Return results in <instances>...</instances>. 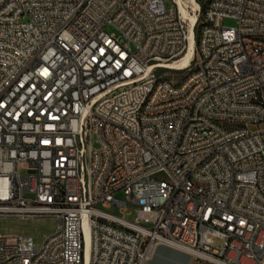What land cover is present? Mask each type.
Here are the masks:
<instances>
[{
	"label": "built area",
	"instance_id": "obj_1",
	"mask_svg": "<svg viewBox=\"0 0 264 264\" xmlns=\"http://www.w3.org/2000/svg\"><path fill=\"white\" fill-rule=\"evenodd\" d=\"M170 2L0 0V217L59 224L0 264L263 263L264 0Z\"/></svg>",
	"mask_w": 264,
	"mask_h": 264
},
{
	"label": "rangeland",
	"instance_id": "obj_2",
	"mask_svg": "<svg viewBox=\"0 0 264 264\" xmlns=\"http://www.w3.org/2000/svg\"><path fill=\"white\" fill-rule=\"evenodd\" d=\"M196 2V0H194ZM208 0H202V5H199L200 8V15H202V7L206 4ZM186 8V11L189 15L195 16L197 15V8H194L192 4L189 3L188 0H183ZM197 3V2H196ZM165 6L171 7L172 3L170 0H164ZM194 8V9H193ZM194 14V15H193ZM181 15V14H180ZM183 20L185 21L187 27H189V21H186L183 15H181ZM201 18H199L195 30H197V40H198V34H199V21ZM224 28H236L237 23L235 20L227 19L223 22ZM105 32L109 35L114 34L115 36H119L118 32L112 27V26H106ZM187 73V71L184 72H172L171 76L173 77L172 80L174 83H178L182 80L184 75ZM264 128V125L261 126ZM251 131L256 130V127H251ZM91 147L93 149H97L98 145L96 143V138L93 137L91 141ZM117 199L123 200V196L121 193L116 195ZM105 212L112 214L114 216H121L120 212L118 211L117 207H112L111 209L104 210ZM134 213H131L130 215L126 216L127 221H133L134 220ZM58 220L54 218H15V217H0V237H29L32 238L33 244L36 248L40 247L44 240L51 235H53L58 228ZM219 245V243H216Z\"/></svg>",
	"mask_w": 264,
	"mask_h": 264
},
{
	"label": "crops",
	"instance_id": "obj_3",
	"mask_svg": "<svg viewBox=\"0 0 264 264\" xmlns=\"http://www.w3.org/2000/svg\"><path fill=\"white\" fill-rule=\"evenodd\" d=\"M145 264H205L195 260L189 253L169 247L158 245L153 256ZM264 264V260L263 263Z\"/></svg>",
	"mask_w": 264,
	"mask_h": 264
},
{
	"label": "bare ground",
	"instance_id": "obj_4",
	"mask_svg": "<svg viewBox=\"0 0 264 264\" xmlns=\"http://www.w3.org/2000/svg\"><path fill=\"white\" fill-rule=\"evenodd\" d=\"M190 4L194 6V8H197V3L194 0H188ZM174 2L177 5L179 14L183 15L186 21H189V28L194 24L195 18L191 15H189L186 11V6L183 2V0H174ZM193 8V9H194ZM194 56V42L192 41L191 34L189 36V46L187 51L183 54L182 60L178 62V64H174L173 66H180L181 64L184 65L188 60H190ZM172 69V68H171ZM181 69V68H178ZM88 258H89V240L88 237L86 238V255H85V264H88Z\"/></svg>",
	"mask_w": 264,
	"mask_h": 264
},
{
	"label": "trees",
	"instance_id": "obj_5",
	"mask_svg": "<svg viewBox=\"0 0 264 264\" xmlns=\"http://www.w3.org/2000/svg\"><path fill=\"white\" fill-rule=\"evenodd\" d=\"M197 4L198 5H202V0H196ZM205 10V5L202 7V13L204 12ZM198 43V40H197V30H195V44Z\"/></svg>",
	"mask_w": 264,
	"mask_h": 264
}]
</instances>
